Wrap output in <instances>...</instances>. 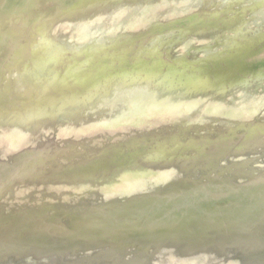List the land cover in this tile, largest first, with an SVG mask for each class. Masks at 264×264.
I'll return each mask as SVG.
<instances>
[{"label":"rangeland","instance_id":"1","mask_svg":"<svg viewBox=\"0 0 264 264\" xmlns=\"http://www.w3.org/2000/svg\"><path fill=\"white\" fill-rule=\"evenodd\" d=\"M0 264H264V0H0Z\"/></svg>","mask_w":264,"mask_h":264},{"label":"bare ground","instance_id":"2","mask_svg":"<svg viewBox=\"0 0 264 264\" xmlns=\"http://www.w3.org/2000/svg\"><path fill=\"white\" fill-rule=\"evenodd\" d=\"M170 168V167H169ZM174 173V172H173ZM114 189V188H113Z\"/></svg>","mask_w":264,"mask_h":264}]
</instances>
